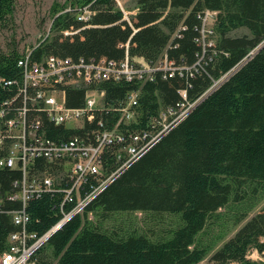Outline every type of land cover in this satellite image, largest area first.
Masks as SVG:
<instances>
[{
  "label": "trees",
  "instance_id": "1",
  "mask_svg": "<svg viewBox=\"0 0 264 264\" xmlns=\"http://www.w3.org/2000/svg\"><path fill=\"white\" fill-rule=\"evenodd\" d=\"M14 3L0 0V25L9 20ZM83 8L92 12L87 20L77 18ZM135 8L125 17L116 0H66L52 8L50 31L29 50V60L49 55L117 61L142 57L152 65L166 56L182 69L157 70L143 80L65 85L68 106L82 105L87 90L99 89L104 107L74 129L48 122L41 114L45 135L91 139L98 119L112 129L120 117L115 108L131 91L137 92L139 126L180 100L181 89L194 105L81 213L71 215L36 247L31 264H199L211 252V264H264V205L245 220L264 198V47L249 55L264 40V0H135ZM204 9L216 11L215 43L206 48L201 66L190 68L202 54L195 28ZM24 54L15 47L0 49V106L16 93L15 83L3 81H21L17 62ZM110 150L104 152L106 174L115 167ZM46 167L52 168L39 158L30 168ZM20 177L19 169L0 168V253L8 248L9 233L19 229L7 211L20 208L21 202L6 199V194ZM84 189L89 190L87 185ZM62 198L57 191L29 198L26 230L36 238L48 232L62 216ZM74 204L63 202V210L71 211ZM136 211L142 214L140 223L123 217ZM254 250L258 259L249 257Z\"/></svg>",
  "mask_w": 264,
  "mask_h": 264
},
{
  "label": "built area",
  "instance_id": "2",
  "mask_svg": "<svg viewBox=\"0 0 264 264\" xmlns=\"http://www.w3.org/2000/svg\"><path fill=\"white\" fill-rule=\"evenodd\" d=\"M91 13L89 9L83 8L77 18L87 20ZM197 16L200 24L195 28L198 31L195 39L201 46L202 54L190 68L201 66L200 61L206 48L215 43L213 24L216 11L204 9ZM17 63L21 68V81H3L4 84L15 83L17 89L0 106V168H16L21 171V177L12 180V190L6 194V199L20 201L21 207L7 211L19 229L9 233L8 248L0 253V264H31V253L50 230L68 219L77 207L90 200L113 177L146 152L194 105L193 101L187 100L185 90L181 89L180 100L164 108L145 126H139L134 108L137 92L131 91L115 108L120 112V117L112 129L105 128L102 120L98 119L96 128L91 132V139L79 135L53 139L45 135L41 114L48 122L74 129L82 128L85 119L91 118V112L104 107L103 91L99 89L87 90L82 105L68 106L63 86L97 84L103 80H143L151 78L157 70L173 72L182 67L173 66L166 56L152 65L140 64L127 57L117 61L82 57L72 59L54 55L31 62L29 51ZM99 97L101 101H98ZM120 122L124 124L123 128L118 126ZM111 148L115 167L106 174L104 152ZM39 158L44 159L52 168L31 169V165ZM86 185L88 191L84 189ZM55 191L63 194L59 209L62 216L48 232L36 238L35 233L25 228L29 220L25 210L26 202L43 192ZM65 201L75 203L69 212L63 210L62 203ZM1 203L0 196V207ZM31 240L33 242L29 243Z\"/></svg>",
  "mask_w": 264,
  "mask_h": 264
},
{
  "label": "rangeland",
  "instance_id": "3",
  "mask_svg": "<svg viewBox=\"0 0 264 264\" xmlns=\"http://www.w3.org/2000/svg\"><path fill=\"white\" fill-rule=\"evenodd\" d=\"M65 1L66 0H15L13 12L9 20L4 25H0V49L6 51L10 47H15L20 54L29 51L32 47L37 45L41 39L48 35L53 14L52 8L54 6L59 8L65 3ZM116 2L119 7L121 6L127 11H131L133 6H135V0H116ZM238 32H242V30H239ZM220 81H217L215 86ZM98 101H101L100 97L98 98ZM88 201L77 207L75 213H81ZM263 205L264 198L254 207L245 220L258 212ZM123 217H127V219H130L131 221L140 223L141 221L139 220L142 218V214L139 211H136L124 214ZM88 218H93V215L89 213ZM244 221L237 225L233 230L231 229L224 239L216 245L214 250L218 248L223 241L232 236ZM44 242L45 240L40 242L38 246H41ZM44 251L48 256L50 255V249L47 246L44 247ZM211 253H209L199 264H211ZM249 257L252 259H258V254L254 250V252L249 254ZM52 264H56V262L52 260Z\"/></svg>",
  "mask_w": 264,
  "mask_h": 264
},
{
  "label": "water",
  "instance_id": "4",
  "mask_svg": "<svg viewBox=\"0 0 264 264\" xmlns=\"http://www.w3.org/2000/svg\"><path fill=\"white\" fill-rule=\"evenodd\" d=\"M264 47V40L260 43V44H258V46L254 49V50H252V51H250V53H249V55L251 56V55H253L254 53H256L257 51H259L261 48H263ZM247 59L248 58H245L244 60H243V62L241 63V64H239V65H237V67H235V68H232L227 74H225V75H223L218 81H223L224 79H226L229 75H231L240 65H242L245 61H247ZM225 77V78H224ZM216 83V82H215ZM214 88H209L203 95V97H205L208 93H210L212 90H213ZM107 185V184H106ZM105 185V186H106ZM104 187V186H103ZM102 187V188H103ZM101 188V189H102ZM100 189V190H101ZM99 190V191H100ZM75 212H73L71 215H73ZM63 224V222L59 225V226H57V227H55L53 230H50V232H48L46 235H45V237L44 238H42L40 241H39V243L40 242H43L44 240H46L47 238H48V236L53 232V231H55L57 228H59L61 225ZM39 243L36 245V247L39 245Z\"/></svg>",
  "mask_w": 264,
  "mask_h": 264
},
{
  "label": "crops",
  "instance_id": "5",
  "mask_svg": "<svg viewBox=\"0 0 264 264\" xmlns=\"http://www.w3.org/2000/svg\"><path fill=\"white\" fill-rule=\"evenodd\" d=\"M120 9L123 11L125 17H127L128 14H133L136 11L135 6H133L131 11H127L121 6H120ZM132 60L140 64H146V61L142 57H133Z\"/></svg>",
  "mask_w": 264,
  "mask_h": 264
}]
</instances>
